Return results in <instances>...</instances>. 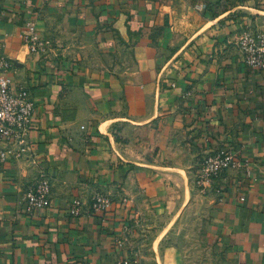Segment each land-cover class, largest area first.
I'll use <instances>...</instances> for the list:
<instances>
[{
  "label": "crops",
  "instance_id": "1",
  "mask_svg": "<svg viewBox=\"0 0 264 264\" xmlns=\"http://www.w3.org/2000/svg\"><path fill=\"white\" fill-rule=\"evenodd\" d=\"M250 29L264 0H0V58L34 103L30 153L0 166V264H129L137 229L195 201L226 264H264V70L236 47ZM217 150L244 167L202 193ZM43 180L48 204L28 210ZM162 261L182 264L171 247Z\"/></svg>",
  "mask_w": 264,
  "mask_h": 264
},
{
  "label": "built area",
  "instance_id": "2",
  "mask_svg": "<svg viewBox=\"0 0 264 264\" xmlns=\"http://www.w3.org/2000/svg\"><path fill=\"white\" fill-rule=\"evenodd\" d=\"M25 45L30 53H45L49 43L41 40L32 25L26 26ZM244 64L249 69L264 70V31L245 30L236 39ZM12 66L0 58V166L11 161H20L30 153L27 136L32 128L34 103L25 88H13L9 73ZM243 163L228 150L208 153L201 161L196 176V188L204 193L214 181L229 170L243 169ZM49 184L39 181L34 189L25 194L28 210L43 209L48 204ZM81 203L73 202L71 212L76 214ZM111 201L100 194L92 199V210L96 213L106 211Z\"/></svg>",
  "mask_w": 264,
  "mask_h": 264
},
{
  "label": "rangeland",
  "instance_id": "3",
  "mask_svg": "<svg viewBox=\"0 0 264 264\" xmlns=\"http://www.w3.org/2000/svg\"><path fill=\"white\" fill-rule=\"evenodd\" d=\"M206 208L203 202L195 201L173 223L137 229L133 233L129 264H162L165 247L173 248L182 264H226L217 245L206 236ZM161 235L162 241L155 242Z\"/></svg>",
  "mask_w": 264,
  "mask_h": 264
}]
</instances>
